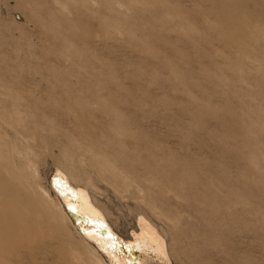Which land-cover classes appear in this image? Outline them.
I'll use <instances>...</instances> for the list:
<instances>
[{
  "label": "rangeland",
  "instance_id": "rangeland-1",
  "mask_svg": "<svg viewBox=\"0 0 264 264\" xmlns=\"http://www.w3.org/2000/svg\"><path fill=\"white\" fill-rule=\"evenodd\" d=\"M53 165L175 264H264V0H0V264H103Z\"/></svg>",
  "mask_w": 264,
  "mask_h": 264
},
{
  "label": "bare ground",
  "instance_id": "bare-ground-1",
  "mask_svg": "<svg viewBox=\"0 0 264 264\" xmlns=\"http://www.w3.org/2000/svg\"><path fill=\"white\" fill-rule=\"evenodd\" d=\"M79 140L85 145L88 142L86 138L82 137L81 135L79 137ZM51 173L60 178L61 175H64L67 183L73 188L74 192L77 195L78 200L74 204V207L77 208V211L79 213L87 215L90 214L95 219L97 217L96 214L98 213L106 221L111 230H113V232L120 237V239L116 238L119 246H121L120 244H124L128 247L139 248V252H137L134 258L130 257L129 251H125L118 246L117 248H105L106 250H110L109 252H111L112 254V258L109 259L108 256L105 257L101 253V251H99L97 247L87 238V236H85L86 234H82L79 231L78 226H76V224L72 220V214H70L65 208L62 200L59 197V194L54 190L55 188H52L49 184L48 177ZM46 184L48 187V191L54 196L62 213L66 217L67 222H69V224L71 225V229L75 236L78 237L81 241L85 242L88 246H90L95 251L103 264H128V260L134 259H136L135 264H175V260L169 246V230L166 225L156 219L153 211L145 204L143 206H145L149 214H147L146 212L137 211L133 206H131V210H129L128 206L126 205L128 194H122L119 190L112 188H110V192H108L107 194L95 190L91 187L77 184L59 165H53L51 167L49 174L46 175ZM99 196H103L104 200L108 202L111 201L115 206V209L118 208L120 210V215L122 219L125 220V224L127 225L125 229L126 233L118 231L115 226L108 220L102 208H100V206H98L97 204V200L100 199ZM65 202L68 203L71 202V200L68 198V200L66 199ZM138 202L141 203L142 201ZM129 228L132 229L128 231ZM98 230V233H102V230L100 228Z\"/></svg>",
  "mask_w": 264,
  "mask_h": 264
},
{
  "label": "water",
  "instance_id": "water-1",
  "mask_svg": "<svg viewBox=\"0 0 264 264\" xmlns=\"http://www.w3.org/2000/svg\"><path fill=\"white\" fill-rule=\"evenodd\" d=\"M49 184L54 190L59 194L60 199L62 200L65 208L68 210L70 214H72V220L78 226L79 231L82 234H86L87 238L97 247L99 251L105 256L112 258L110 247L117 248L119 243L117 242L116 238L120 239L118 235H116L113 230L109 227L106 221L97 213L96 219L91 216L90 214H82L77 211V208L74 207V204L78 200L76 193L74 192L73 188L67 183L66 178L64 175L57 177L51 173L48 177ZM68 198L71 202H65ZM82 217V218H80ZM102 230V233H98V229ZM121 249L125 251H129V255L131 258L139 252V248L128 247L124 244H120ZM136 252V253H135ZM128 264H135L136 259L128 260Z\"/></svg>",
  "mask_w": 264,
  "mask_h": 264
}]
</instances>
